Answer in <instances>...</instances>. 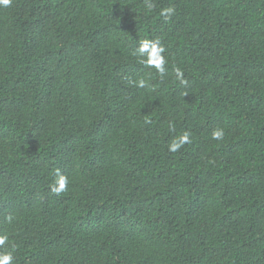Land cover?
<instances>
[{"label": "trees", "instance_id": "trees-1", "mask_svg": "<svg viewBox=\"0 0 264 264\" xmlns=\"http://www.w3.org/2000/svg\"><path fill=\"white\" fill-rule=\"evenodd\" d=\"M0 236L11 264H264V0L0 5Z\"/></svg>", "mask_w": 264, "mask_h": 264}, {"label": "clouds", "instance_id": "clouds-1", "mask_svg": "<svg viewBox=\"0 0 264 264\" xmlns=\"http://www.w3.org/2000/svg\"><path fill=\"white\" fill-rule=\"evenodd\" d=\"M11 3H12V0H0V5H3L5 7L9 6ZM147 6L150 8L151 4H148ZM172 11L173 9L171 8L165 9L161 14L167 18L171 15ZM137 51H138V54L141 56L147 53L148 59L145 61L146 65L155 67L158 72L163 74L165 59L162 53L164 52V48L159 45L158 41H144L140 45ZM176 76L178 79H181V83H186V81L182 79L183 73L179 69L176 70ZM139 86L141 87L145 86V82L143 80L139 81ZM224 134L225 133L222 129H217L212 133V138L214 140H221L223 139ZM189 142L190 140H189L188 133H184L178 139L174 140L171 144H169L168 146L169 151L176 152L185 143H189ZM55 183H56V186L52 188V191L54 193L59 194L66 189L68 180L65 176L57 174V179ZM6 240H7V236H0V245H3ZM12 259L13 257H12L11 252L0 254V264H11Z\"/></svg>", "mask_w": 264, "mask_h": 264}]
</instances>
